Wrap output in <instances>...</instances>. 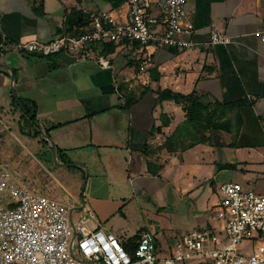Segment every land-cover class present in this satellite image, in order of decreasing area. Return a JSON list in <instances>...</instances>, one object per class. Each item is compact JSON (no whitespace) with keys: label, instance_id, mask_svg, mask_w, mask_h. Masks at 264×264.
Listing matches in <instances>:
<instances>
[{"label":"crops","instance_id":"1","mask_svg":"<svg viewBox=\"0 0 264 264\" xmlns=\"http://www.w3.org/2000/svg\"><path fill=\"white\" fill-rule=\"evenodd\" d=\"M126 8L125 3L114 8L106 0H0V124L6 130L4 119L11 128H23L26 142L44 154L53 146L55 151L61 149L71 160L65 163L56 153L61 167L88 169L89 181L107 180L109 195L101 200L113 201L117 208L125 194L164 185L190 194L203 170L213 184L225 169L240 172L239 180L264 194V41L255 36L264 28V0H186L197 30L195 41H209L216 27L232 42L191 49L152 47V63L144 72L135 49L116 47L106 53V45H94L83 56L62 52L49 60L23 48L31 41H53L67 31L77 12L120 14ZM100 58L109 66L103 67ZM144 87L150 92L127 108L129 93L136 96ZM165 89L195 93L210 105L216 118L229 121L227 131H212L208 142L182 150L177 144L190 141L183 131L176 143H170L175 146L162 148L166 137L185 123L188 106L183 99L156 102L159 91ZM14 98L32 101L36 120L22 115ZM6 143L7 139L1 147ZM0 152V163L10 169L8 157ZM223 155L228 162L218 161ZM56 181L36 191L79 206L80 215L88 213L83 197ZM119 183L131 188H120L121 196H116L119 191H113ZM110 195L116 199L110 200ZM100 210L104 213L107 207ZM90 219L126 240L123 231L104 217ZM210 223L202 222L203 226Z\"/></svg>","mask_w":264,"mask_h":264},{"label":"built area","instance_id":"2","mask_svg":"<svg viewBox=\"0 0 264 264\" xmlns=\"http://www.w3.org/2000/svg\"><path fill=\"white\" fill-rule=\"evenodd\" d=\"M124 3L127 8L120 14L91 13L80 35L65 32L49 43L31 41L23 48L83 56L94 45L113 43L135 49L144 72L152 63V47L191 49L232 42L216 27L209 41H195L186 0ZM255 36L264 41V28ZM99 63L109 66L103 58ZM217 191L216 222L171 239L172 256L162 257L157 232L141 230L128 250L114 231L77 214L79 206L31 189L0 163V264H264V194L233 181L219 184Z\"/></svg>","mask_w":264,"mask_h":264},{"label":"rangeland","instance_id":"3","mask_svg":"<svg viewBox=\"0 0 264 264\" xmlns=\"http://www.w3.org/2000/svg\"><path fill=\"white\" fill-rule=\"evenodd\" d=\"M18 109L22 115H26L21 108ZM3 122L6 125V130L0 124V150L8 157L10 169L20 181L25 184L28 182V186L33 190H37L38 186H40L39 190H44L46 182L57 183V179L71 188L75 194L83 197L88 209L84 218H92L97 221V218L104 217V220L110 221L109 223L123 231L122 235L126 240L145 228L157 232L160 238L158 251L162 257L172 256L169 246L171 239L201 228L204 221L209 220L211 224L216 222L212 219V213H214V208L218 205L221 197L217 191L219 184L228 181L239 182L243 185L244 190H254L247 183L238 179L240 172L225 169L218 176L216 184H213L207 180L206 170H203L199 178L195 180L196 185L190 194L178 193L171 185H164V187L150 191L125 194L121 198L123 205L117 208L114 207L113 201L101 200L107 199L109 195L107 180L104 181L100 177L89 181L88 169L79 171L74 168L61 167L60 163L56 161L58 152L54 151L53 147L44 154L45 152L38 150L39 147L33 148L26 142V136L21 132L23 128L21 130L16 126L11 128L6 123L7 121L3 119ZM6 139L7 146L1 147ZM32 154L41 163L34 162ZM218 161L228 162V158L223 155L218 158ZM214 172H217V168H214ZM80 179L82 181L79 184L77 182ZM38 181L40 182L38 183ZM119 184H117L118 186L110 184L117 186V189L113 191L115 193L119 191L118 195L115 194L116 196H121L120 188H131L129 184ZM115 195H110V200H115ZM124 202L127 204L126 206ZM101 206L107 207L104 213H101ZM82 210L78 209L77 211Z\"/></svg>","mask_w":264,"mask_h":264},{"label":"trees","instance_id":"4","mask_svg":"<svg viewBox=\"0 0 264 264\" xmlns=\"http://www.w3.org/2000/svg\"><path fill=\"white\" fill-rule=\"evenodd\" d=\"M108 1L112 7L117 8L121 6L126 0H106ZM89 15H85L83 13L77 12L75 15L74 21L70 24L69 28L67 29V33L73 34V35H80L84 31L85 26L89 22ZM108 47L106 50V53L114 52L116 49V45L113 43L106 44ZM58 54H43L39 53L40 56L46 57L47 59L51 60L52 56ZM150 92L149 88L144 87L143 90L138 94L134 95L129 93L126 101V107H130L132 104L139 102L141 99H143L148 93ZM183 99L184 101L188 102L187 109V119L184 124L179 126L175 132L166 137L165 143L162 148H168L171 149L172 146H175L173 142L177 138V134L183 133L185 131V134L190 139V141L187 142H181L178 143L177 146H179L182 150L189 149L193 146H195L197 143H203L208 142L212 139V131L217 130H225L227 131V124L229 123L228 120L222 121L221 117H217L214 115L213 112L209 110L210 105L207 103H204L201 101L200 97L197 96L195 93H191L189 95H184L181 93H176L170 89L161 90L158 93V96L156 98V102H163L164 100H175L176 102H180V100ZM15 103L17 106H19L27 116L30 117L32 121L36 120V105H31L30 102L32 101H23L22 99H16L14 98ZM165 125V122L162 123V126ZM191 127V128H189ZM157 130L161 131V126L157 128ZM210 134L207 135L206 132H209ZM176 143V141H174ZM231 145L236 146L235 143H232ZM173 150V149H172ZM56 151L58 152V156L61 158V160L65 163L71 162V160L64 155V153L56 147ZM145 154L148 152V145L146 144L145 149L143 151ZM151 166V162H148V167ZM224 168H233L230 164H224ZM139 238V235H134L132 238L128 240H122L124 246L131 250L137 239Z\"/></svg>","mask_w":264,"mask_h":264},{"label":"water","instance_id":"5","mask_svg":"<svg viewBox=\"0 0 264 264\" xmlns=\"http://www.w3.org/2000/svg\"><path fill=\"white\" fill-rule=\"evenodd\" d=\"M3 65H5V64H3ZM5 66H7V65H5ZM12 79L14 78V72L12 71ZM13 93L16 95V93H15V91L13 90ZM17 100H18V98H17ZM53 149H54V151H55V147L53 146Z\"/></svg>","mask_w":264,"mask_h":264}]
</instances>
